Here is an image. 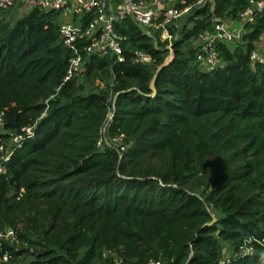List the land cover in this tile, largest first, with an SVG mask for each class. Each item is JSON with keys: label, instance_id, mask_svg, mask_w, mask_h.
I'll return each mask as SVG.
<instances>
[{"label": "trees", "instance_id": "1", "mask_svg": "<svg viewBox=\"0 0 264 264\" xmlns=\"http://www.w3.org/2000/svg\"><path fill=\"white\" fill-rule=\"evenodd\" d=\"M258 1L186 0L171 61L167 44L156 46L128 19L116 27L123 62L86 58L82 75L113 79L90 93L78 77L65 82L72 52L59 13L35 9L11 21L14 9L0 10V148L34 130L0 176L1 264H264L256 242L264 240V67L251 61L264 10L240 42L218 46V69L201 67L188 48ZM137 51L153 64L136 63ZM213 116L233 121L224 144L189 128ZM235 139L262 159L233 158ZM250 239L255 254L240 256Z\"/></svg>", "mask_w": 264, "mask_h": 264}, {"label": "built area", "instance_id": "2", "mask_svg": "<svg viewBox=\"0 0 264 264\" xmlns=\"http://www.w3.org/2000/svg\"><path fill=\"white\" fill-rule=\"evenodd\" d=\"M186 4V0H0V10L19 9L28 14L39 9L60 14V36L63 44L72 52L65 79V82H69L85 72L86 58L89 56H114L118 62L124 61L123 43L126 39L118 33L116 27L128 19H131L145 36L152 39L156 46L170 41L167 50L172 56V28L190 12L191 8L186 7ZM263 10L264 0L251 2V6L241 15L243 28L254 23L256 16ZM243 34V30H234L225 21H217L213 30L205 31L197 40V62L209 70L218 69L223 64L218 46L240 42ZM81 44H84L82 49L79 47ZM135 61L142 65L154 62L150 55L141 51L135 52ZM251 61L264 67V40L252 53ZM23 131V136L13 138V146L33 138V128H25ZM3 133L4 116L0 114V134ZM12 148H0V176L7 174L6 165L13 155ZM6 238L16 240V235L11 230L7 232ZM256 242L264 247V240ZM253 243L252 239L247 240L240 248L239 255L253 256L256 251ZM4 261H7L6 257ZM114 264L129 263L115 257ZM150 264L160 263L152 261ZM220 264L226 262L222 261Z\"/></svg>", "mask_w": 264, "mask_h": 264}, {"label": "rangeland", "instance_id": "3", "mask_svg": "<svg viewBox=\"0 0 264 264\" xmlns=\"http://www.w3.org/2000/svg\"><path fill=\"white\" fill-rule=\"evenodd\" d=\"M11 16H10V20L11 21H15L18 18L26 15L24 12L20 11L19 9H14L11 12ZM187 16L188 14H186L177 24L174 28H172V30H174L175 34L173 35V38L171 40V43H174V40L179 38L181 36V30L184 27V25L187 22ZM228 24H230L231 28L234 30H243V32H245V28H243V24L242 22L239 21H231V22H227ZM164 44H167V46H169L170 41H165ZM188 48H197V41H192L189 43ZM168 61L172 60V56L171 54L168 56L167 58ZM113 85V79L112 77L108 76V77H104L103 81L101 79H89L88 77H86V75H82L78 77V86L82 87L86 93H90V92H99L102 90H107L109 86ZM233 121L230 118H225L222 116H213L207 119H201V120H193L191 123V127L189 128H194L195 130H199V131H211L213 134L217 135L219 141L221 142V144H224L225 142H228V140H230V138L232 137V130H231V126ZM14 143H10V148L13 147ZM233 144L235 146L234 150L232 152L234 153V157L236 160H247V161H251V160H261L262 158H259V156L257 157H253L254 154H256V150L250 149V146L247 145V142L245 139H235L233 140ZM224 149H220L219 153L221 155V159H227L228 157H222V153H223ZM218 160V159H217ZM11 231V230H9ZM231 253L228 252H224V257H230Z\"/></svg>", "mask_w": 264, "mask_h": 264}, {"label": "water", "instance_id": "4", "mask_svg": "<svg viewBox=\"0 0 264 264\" xmlns=\"http://www.w3.org/2000/svg\"><path fill=\"white\" fill-rule=\"evenodd\" d=\"M158 75H159V72L157 73V75L155 76V78L151 84V90L153 92V97H155L157 95L156 81L158 79ZM216 222H217V219L214 217V220L210 225H214Z\"/></svg>", "mask_w": 264, "mask_h": 264}]
</instances>
